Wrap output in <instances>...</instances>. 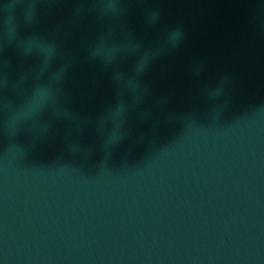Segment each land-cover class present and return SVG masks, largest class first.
I'll list each match as a JSON object with an SVG mask.
<instances>
[{"label": "water", "instance_id": "water-1", "mask_svg": "<svg viewBox=\"0 0 264 264\" xmlns=\"http://www.w3.org/2000/svg\"><path fill=\"white\" fill-rule=\"evenodd\" d=\"M263 205L264 0H0V264H213Z\"/></svg>", "mask_w": 264, "mask_h": 264}, {"label": "clouds", "instance_id": "clouds-1", "mask_svg": "<svg viewBox=\"0 0 264 264\" xmlns=\"http://www.w3.org/2000/svg\"><path fill=\"white\" fill-rule=\"evenodd\" d=\"M158 18H159V12L158 11L152 12L149 15V20L153 23L156 22L158 20ZM166 34L168 36V41H169L168 46L166 48L176 47L181 42L182 31L180 28H175V29L169 30ZM50 50H51V53L53 56L55 54V46H51ZM162 51L157 52L151 56H145V57L139 58V60L135 64V70H134V76L136 77L137 82H138V77L140 75H142L147 70L150 61L152 59H155L157 56H159ZM221 92H222V88H218L216 90L210 91L209 95L215 97V96L219 95Z\"/></svg>", "mask_w": 264, "mask_h": 264}]
</instances>
